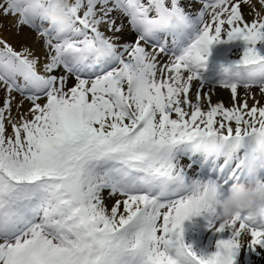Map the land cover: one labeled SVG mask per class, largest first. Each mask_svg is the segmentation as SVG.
Listing matches in <instances>:
<instances>
[{"label": "snow or ice", "instance_id": "6c2138e0", "mask_svg": "<svg viewBox=\"0 0 264 264\" xmlns=\"http://www.w3.org/2000/svg\"><path fill=\"white\" fill-rule=\"evenodd\" d=\"M244 2L251 20L240 0L195 14L181 0H71L62 25L50 17L61 0H0L17 35L43 41L38 56L0 38V264H236L264 251V207L226 223L214 200L264 181V16ZM223 37L248 46L209 85ZM217 88L228 101H213ZM201 214L231 234L210 254L184 241V221Z\"/></svg>", "mask_w": 264, "mask_h": 264}, {"label": "bare ground", "instance_id": "6f19581e", "mask_svg": "<svg viewBox=\"0 0 264 264\" xmlns=\"http://www.w3.org/2000/svg\"><path fill=\"white\" fill-rule=\"evenodd\" d=\"M213 0H181L182 4L185 6L186 10L193 12L195 14L198 10H200L204 3H212ZM145 3L148 2V0H144ZM214 2V1H213ZM235 2V0H234ZM189 3L191 4V7H189ZM252 4L255 5V8L260 11L261 13H264V5H261L259 0H252ZM240 8L242 11V14L245 16L247 20L253 19V15H249V13L252 11L251 5L244 2V0H240ZM209 12H211V9H208ZM114 16H120L121 14H117L116 12L113 13ZM125 20V23L127 24V18L123 17ZM11 23L7 24L13 25L15 23V18L9 20ZM6 25L5 23L3 24ZM103 29L107 32V25L102 26ZM14 30V29H13ZM16 33L13 32V36ZM111 34V33H107ZM5 36V35H4ZM6 37V36H5ZM16 38H18L19 42L22 44L28 45L31 49L34 50L36 55H42L43 53V41L42 39H38L37 34L35 32H32L29 28L25 27L21 29V32L19 35H15ZM134 37L133 34L130 33V28L127 26V30L124 33V39L130 40ZM170 40V37L167 38ZM247 43L242 39H235L229 41L226 37H223L221 41L215 42L210 46L209 53L207 54V67L204 70V77L206 79V82L209 83V85H215L216 81L219 79V72H220V66L222 64H227L231 61L238 60L245 48L247 47ZM256 48L259 51L261 55H264V41H260L256 44ZM162 60H167V56L161 57ZM75 83L74 80H69L68 84L69 86H72ZM254 92L258 91L257 89H253ZM15 96V101L12 105V111L16 110V103L19 101V98L16 97L15 93L12 94ZM213 101L223 99L224 101H228L229 99V92L226 90H222L217 88L212 96ZM43 103V101H41ZM30 107L29 101L23 102V107L19 110L20 112L26 111ZM18 114V112H17ZM10 126V125H9ZM183 163L187 164V159H184L182 161ZM194 174L197 170L194 168L191 170ZM105 195H107V191H105ZM115 199H120L119 196L113 197L111 200H108L107 203L109 206H111L112 202ZM195 226H199L200 228L196 229ZM254 226H258L262 229H264V222H261L260 220L256 221V224ZM186 230H184V240H187V242L195 249L197 253H205L210 254L214 251H216L215 248H213V236H216L218 239L224 238L227 239L230 237V232L227 230L223 233H217L214 232L212 228L208 227V218L206 214L201 215H194L191 216L187 221ZM198 230V231H196ZM200 231V232H199ZM198 232V234H196ZM195 233V234H192ZM212 235V237H211ZM217 239V240H218ZM245 242L249 237H245ZM208 244V245H206ZM248 257L249 263L253 264L255 263V257L256 253L252 251H241L240 255H244ZM262 254V260H264V251L261 252ZM239 255V256H240Z\"/></svg>", "mask_w": 264, "mask_h": 264}, {"label": "clouds", "instance_id": "9594fccd", "mask_svg": "<svg viewBox=\"0 0 264 264\" xmlns=\"http://www.w3.org/2000/svg\"><path fill=\"white\" fill-rule=\"evenodd\" d=\"M260 3L264 5V0H260ZM61 4L65 11L60 14H50V17L63 25L70 18L66 9L71 6V0H61ZM258 15L264 16V13H258ZM262 184H264V181H257L256 184L236 182L231 184L226 192L218 190L214 200L219 205V215L222 220L227 223L237 213L241 212H246L250 216L259 215L261 208L264 207V189L261 188Z\"/></svg>", "mask_w": 264, "mask_h": 264}, {"label": "rangeland", "instance_id": "374dc122", "mask_svg": "<svg viewBox=\"0 0 264 264\" xmlns=\"http://www.w3.org/2000/svg\"><path fill=\"white\" fill-rule=\"evenodd\" d=\"M12 18L14 19V17H11V16H6V17L5 16H0V23H2V24L5 23L6 24L5 26L3 25L2 28H0V38H3L4 40H6L8 43H10L17 50H20V47H21L22 43L19 42L18 38L15 37V35H17V33H15L14 36H13V32H15L16 29L13 27V25L11 26L10 24L9 25L7 24V22L11 23L9 20L12 19ZM3 97H4V91H3V89H0V101H2ZM12 115L13 116H17L18 115L17 114V109L12 112ZM8 131L11 132V127L9 125H8ZM195 227H196V229L200 228L199 226H195ZM184 229H185V231H187L186 230V226H184ZM196 231H198V230H196ZM196 234H198V232H196ZM211 237H212V235H211ZM212 238H213V242H214V243H212L213 244V248L216 249V241H217L218 238L216 236H213ZM206 245H208V244H206ZM255 258H256L255 259V263H253V264H264V260H262V258H263L262 254H259V255L256 254ZM236 264H250L246 254L238 256Z\"/></svg>", "mask_w": 264, "mask_h": 264}]
</instances>
